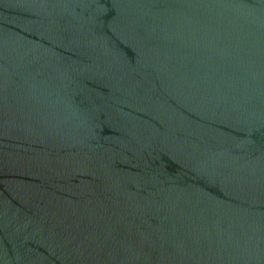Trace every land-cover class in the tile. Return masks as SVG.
Wrapping results in <instances>:
<instances>
[{"label":"water","instance_id":"95a60500","mask_svg":"<svg viewBox=\"0 0 264 264\" xmlns=\"http://www.w3.org/2000/svg\"><path fill=\"white\" fill-rule=\"evenodd\" d=\"M0 264H264V0H0Z\"/></svg>","mask_w":264,"mask_h":264}]
</instances>
